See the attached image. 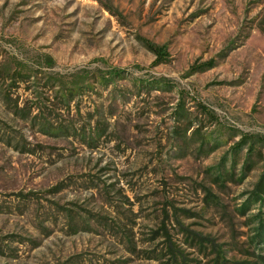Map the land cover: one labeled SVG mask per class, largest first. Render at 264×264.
<instances>
[{
  "label": "rangeland",
  "instance_id": "rangeland-1",
  "mask_svg": "<svg viewBox=\"0 0 264 264\" xmlns=\"http://www.w3.org/2000/svg\"><path fill=\"white\" fill-rule=\"evenodd\" d=\"M0 264H264V0H0Z\"/></svg>",
  "mask_w": 264,
  "mask_h": 264
},
{
  "label": "trees",
  "instance_id": "trees-1",
  "mask_svg": "<svg viewBox=\"0 0 264 264\" xmlns=\"http://www.w3.org/2000/svg\"><path fill=\"white\" fill-rule=\"evenodd\" d=\"M145 46L150 52H152L154 55H157L158 58H161L165 54L163 47L161 46H155L150 42H145ZM114 76H116V73L112 74V77Z\"/></svg>",
  "mask_w": 264,
  "mask_h": 264
}]
</instances>
